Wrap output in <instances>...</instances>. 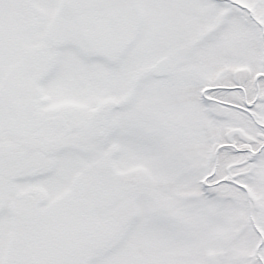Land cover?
<instances>
[{
  "label": "snow or ice",
  "instance_id": "snow-or-ice-1",
  "mask_svg": "<svg viewBox=\"0 0 264 264\" xmlns=\"http://www.w3.org/2000/svg\"><path fill=\"white\" fill-rule=\"evenodd\" d=\"M0 264H264V0H0Z\"/></svg>",
  "mask_w": 264,
  "mask_h": 264
}]
</instances>
